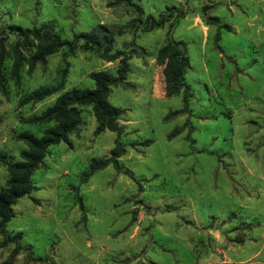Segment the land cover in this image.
Listing matches in <instances>:
<instances>
[{
  "label": "rangeland",
  "instance_id": "1",
  "mask_svg": "<svg viewBox=\"0 0 264 264\" xmlns=\"http://www.w3.org/2000/svg\"><path fill=\"white\" fill-rule=\"evenodd\" d=\"M131 1L143 19L168 16V23L144 32L115 0H0V29L50 26L71 40L101 26L128 64L107 97L121 110L118 170L110 165L82 181L116 138L96 135L82 108V125L46 150L33 190L12 206L5 230L19 233L24 249L12 255L14 244L0 236V264H264V0ZM168 36L186 49V107L184 93L164 94L156 55ZM119 61L61 50L30 73L23 67L19 84L8 81L0 92V154L17 161L25 146L12 136L42 131L25 119L72 88L93 89L91 73L115 76ZM63 69L60 90L19 105L36 89L56 87ZM6 178L0 163V187Z\"/></svg>",
  "mask_w": 264,
  "mask_h": 264
},
{
  "label": "trees",
  "instance_id": "2",
  "mask_svg": "<svg viewBox=\"0 0 264 264\" xmlns=\"http://www.w3.org/2000/svg\"><path fill=\"white\" fill-rule=\"evenodd\" d=\"M115 1L118 4H125L136 13L133 20L134 27L143 25L142 31L144 32L161 28L169 21L168 16H161L158 20L152 17L143 19L141 8L131 0ZM181 16L182 13L180 12L177 19L171 24V28ZM224 28L229 31L228 27L224 26ZM99 30L102 32L98 34L83 32L73 35L71 40H63L53 32L50 26L31 29L9 26L0 29L2 35L0 37V92L2 94L6 93L5 86L8 81H12L15 85L19 84L20 72L23 67L26 66L27 72L30 73L37 65L45 64L48 57L61 50L68 54H73L78 49L90 51L107 61H115L120 58L115 76L105 72L91 73L89 78L93 82V89L72 88L58 95L53 104L39 115L25 119V124L34 128H41L42 131L39 136L29 131H22L12 136L13 140L21 142L25 146L24 149L20 150L17 161H11L0 154V163L7 174L3 187H0V236H2L4 244H14L12 255H17L20 250L24 249L20 244L21 235L19 233L9 235L5 230L6 223L13 217L12 206L18 199L28 195L33 190L31 176L42 162L46 150L52 145L67 142L68 137L82 125V108L90 109L95 121L94 133L96 135L104 131L116 135L109 156L101 160H93L82 173V181L85 182L93 173L110 165L118 170V159L124 154V145L120 140L121 127L118 125L121 110L111 106L107 102V97L111 87L117 86L125 80L128 64L121 53L112 52V41L108 38L105 28L99 26ZM9 35L13 37V41L10 43L7 41ZM7 59L12 61L8 72L4 68ZM156 60L163 66L165 96L173 97L180 92L184 93L183 104L186 107V98L191 95V92L184 83V73L188 67L184 45L168 36L166 43L158 50ZM65 74L66 70L63 69L56 87L36 89L24 95L20 99L19 105L40 102L56 93L63 85ZM149 143L150 141H146L144 145ZM31 259L46 261L40 258ZM48 264L55 263L50 261Z\"/></svg>",
  "mask_w": 264,
  "mask_h": 264
}]
</instances>
